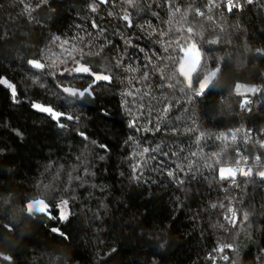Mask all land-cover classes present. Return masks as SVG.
Segmentation results:
<instances>
[{
	"label": "trees",
	"instance_id": "1",
	"mask_svg": "<svg viewBox=\"0 0 264 264\" xmlns=\"http://www.w3.org/2000/svg\"><path fill=\"white\" fill-rule=\"evenodd\" d=\"M235 2L242 8L228 12L221 4L208 13L206 0H172L180 12L171 17L168 0H136L135 6L124 0H108L106 5L96 0H0V78H7L17 91L14 99L11 89L0 85V254L12 258L9 262L0 256V264H214L208 257L221 243L234 246L226 264H264V179L255 174L264 170V147L249 145L248 153L260 155L261 162L253 167L252 177H237L239 188L202 166L211 164V154L226 146L209 136L241 127L264 140V51L257 52L264 50V0ZM197 7L204 17L195 14ZM124 10L131 14L133 27L121 18ZM185 11V29L202 31L204 41L219 38L215 45L198 40L208 68L217 63L221 68L219 86L198 97L187 90L180 93V85L160 87L164 81L158 69L165 68L166 61L157 57L168 54L152 43L161 30L168 31L170 18L171 27H180L176 21ZM209 15L212 20L206 19ZM153 28L156 32L149 36ZM129 39L133 46H127ZM137 47L149 55V49L155 50L148 69ZM80 49L94 69L113 77L111 83L97 84L90 97L68 98L57 87L59 83L82 90L91 82L87 77L45 74L37 80L38 70L28 64L57 56L67 60ZM121 56L123 63L116 67ZM128 65L139 71L125 70ZM145 70L148 79H140ZM238 82L261 91L257 96L237 95ZM245 98L250 103L241 109ZM169 102L173 106L165 114ZM34 103L79 119L57 121ZM133 119L141 129L158 122L160 130L136 131L129 127ZM200 131L206 138L197 145ZM157 146L160 151L153 153ZM143 147L150 151L140 157ZM227 147L234 156L237 145ZM165 151L168 155H161ZM137 162L140 167L134 173ZM39 198L48 203L67 199L69 219L29 216L26 204ZM230 199L248 213L236 227L211 207Z\"/></svg>",
	"mask_w": 264,
	"mask_h": 264
},
{
	"label": "snow or ice",
	"instance_id": "2",
	"mask_svg": "<svg viewBox=\"0 0 264 264\" xmlns=\"http://www.w3.org/2000/svg\"><path fill=\"white\" fill-rule=\"evenodd\" d=\"M42 2H46V0H42ZM103 2L107 3L108 0H103ZM127 4L131 6H135L136 0H124ZM246 3L251 4L253 0H245ZM193 3H195V0H193ZM221 4H224L227 8L228 12H231L233 8L241 9L242 5L239 3H236L235 0H206L205 7L207 9L208 13H211L214 8L219 9L221 7ZM39 6V5H37ZM26 8H29L28 5H25ZM168 7L169 11L171 13V17H175L178 12H180V8L178 6L174 7L172 6V0H168ZM95 11V7L92 9ZM192 9H188V11H191ZM195 14L200 17L205 16V12L201 11L200 8L194 9ZM112 13H109L111 15ZM153 15H156L153 13ZM125 22H127L128 27H133V22L131 19V14L127 12V10H124V15L121 17ZM187 19V11L181 16V19L179 21H176V24L180 25V27H171L173 25V20L170 18L168 21V24L170 25L168 31L161 30L159 33V39L152 41V43L159 44L164 53H167L168 55L164 57H157V59H163L166 61L165 68H160L158 71L160 72V77L164 81L160 85L161 88H168V89H176L177 85H180L178 91L180 93H186V90L188 93H191L194 96H203L206 92L211 91L212 88L219 86V76L218 74L221 72V68L219 66V63H217V66L214 69H209L207 65V58L203 55L202 50L199 46L198 40L203 41L207 44L215 45L219 42V38L216 39H209L204 41L203 40V32H196L194 33L193 27L188 26L186 29L183 27V24L186 22ZM206 19L212 20L213 17L211 15L207 16ZM149 26L150 23H149ZM93 27H96L94 24ZM140 27H143V25H140ZM156 29H152L151 33H148L149 36L155 34ZM171 33V35H170ZM179 33V35H177ZM168 37L167 40L164 39V37ZM56 40H59V37L55 38ZM64 43H68V41H64ZM127 46H133L131 44V39L126 42ZM85 47H88V45H85ZM75 50V49H74ZM137 50L144 54L145 59L148 61V63L144 64V68L148 69L149 65L152 64L153 56H156V52L154 49H149V52L152 53V55H149L148 52H145V49L142 47H137ZM171 50V51H170ZM81 55L79 59H77L75 56L71 55V52L69 53V57L72 60L71 66H65L63 68L58 67L56 61L59 60L60 64L67 65V60L61 59L59 56L56 57L55 60L49 58V62L45 63L42 62L40 59H33L29 60L28 64L31 66V68L38 70V75L36 77L37 80H39L40 76H43L45 74L50 75L51 77H56L57 75H60L64 79H70V78H82L87 77L90 79V83L85 87L84 89H77L75 87L71 86H64L63 84H57V87L60 88V90L67 94L69 97H73L76 99H83L86 95L92 96L94 94V88L97 84L101 82L111 83L112 82V74L111 73H105L104 71L96 70L92 66V61L86 60L83 49L79 50ZM264 50L257 49V52H261ZM96 55H99V53H96ZM124 57L121 56L120 59L115 61L116 67H120L123 63ZM203 61V63H202ZM50 69H54V71H47ZM127 71L129 72H136L139 71L138 67H132L131 65H128L126 67ZM149 76V73L147 70H145L140 77V79L147 80ZM179 77V79L177 78ZM171 81H175V84ZM0 85L6 86L8 89H11V94L13 98L15 99L17 91L16 86L9 82L7 78H0ZM136 91H139L137 89ZM261 89L257 88L255 86H249L242 83H236L234 86V92L237 95L246 97V94H256L257 92H260ZM147 94V93H146ZM126 95H133L132 92H127ZM172 95H175V91H173ZM250 101L245 98L242 103L240 104V108L244 109L247 104H249ZM172 103L169 102L165 105L163 111L166 114L167 111L172 107ZM33 107L38 109L40 112L47 113L49 116H51L53 119L59 121L61 117H64L67 120H78L79 117H73L72 115H68L64 112L58 111L54 109L53 107L49 106H43L38 103H34ZM143 107V105H141ZM250 110V109H249ZM129 114L131 112L129 111ZM147 124L152 125V121L148 120ZM60 127H64V125L61 123L59 125ZM129 127L135 128L136 131L143 130L144 132L148 131H159L160 126L157 122L152 126V128L144 127L141 129L140 127H137L136 120L133 119ZM175 131V130H173ZM188 131H192L191 129H188ZM242 129H235L232 130L229 133L221 132L218 135L215 136H209L208 139H214L215 141H221L226 146L221 151L213 152L211 154L213 158V162L211 164L204 163L202 166L206 168H212L215 170V172L218 174V179L220 181H228L232 185H235L237 188L240 187V184L237 183V177H245L249 178L253 176V169L251 167H247V164L249 162L250 157L243 155V153L239 150L238 141L244 145H247L249 142L250 137L245 135L243 137H239L238 133H240ZM19 134V133H17ZM79 135L83 137L84 139H87V135L85 132H80ZM206 138V134L203 131H200L198 133V136L196 137V143L197 145L200 144V142ZM131 139V138H130ZM229 143L231 145H237V147L233 148L232 151L235 153L234 156L228 155V145ZM261 147H264V143L260 144ZM101 148L106 149V145H100ZM150 148L149 147H143L141 151L138 153L140 157H143L145 154L149 153ZM151 151L153 153L160 151L159 146L156 148H152ZM133 155H137V153H133ZM161 155L167 156L168 153L162 152ZM192 156H196V153L193 152L191 154ZM103 158V157H102ZM151 159H155L154 156L150 157ZM254 162L256 165H259L261 162V156L256 155L254 158ZM195 161H192L188 168L189 171H191V168ZM140 167V162H137L133 165V172L135 173L137 169ZM181 172H184V169H180ZM169 176H173V171L169 170L167 173ZM187 174V173H185ZM259 177L264 179V170H258L256 173ZM245 183L247 181H244ZM184 180H179V184H183ZM47 188V186H45ZM227 191V189H225ZM69 201L67 199H60L59 202H56L55 200L52 203L46 202L45 199L39 198L36 200H30L26 204V212L29 216L34 214H43L47 216L50 220L54 221H67L69 219V215L71 214L70 209L68 207ZM211 207L213 209H216L219 214L222 215V218L225 222H227L228 225L231 227H236V222L238 219L242 218L243 220L248 219V213L242 212L240 209H238L235 205L231 203V199L228 201L227 204L221 202L220 204H212ZM55 213V214H54ZM4 227H10L7 225H4ZM219 227L224 230V235L229 236L231 238L228 229L225 228L224 223H220ZM52 232L59 233L61 236L64 235V233L60 232L59 228H52ZM66 238V237H65ZM225 249H233L234 246L233 243H221L219 246L214 249V251L219 253H224ZM115 251V250H114ZM2 259L5 261L11 262V257L2 255ZM209 259L214 260L215 258L211 255L208 257ZM222 259L224 261H228L229 257L228 255H223Z\"/></svg>",
	"mask_w": 264,
	"mask_h": 264
},
{
	"label": "built area",
	"instance_id": "3",
	"mask_svg": "<svg viewBox=\"0 0 264 264\" xmlns=\"http://www.w3.org/2000/svg\"><path fill=\"white\" fill-rule=\"evenodd\" d=\"M257 88H260V87L257 86ZM258 94H259V92H257L254 95L250 93L251 96H257ZM237 129H242V131L240 133H238V136L239 137H243L245 135H247V136L250 137L249 142H248L247 145H244V144L241 143L242 144V150H241V152L243 153V155L250 157L249 162L247 164V167H251L253 169V167L254 166H257V165L254 162V159H253L254 157H252V155H250L248 153L249 145L254 144V142H256V144H258L260 146L261 143H264V140L263 141H260L259 139H257V137H254L253 134L250 133L249 130H247L245 128H241L240 127V128H237ZM238 143H240V142L238 141ZM238 177H241V176H238ZM229 251H230L229 249H225L224 253L215 252V254L213 256L215 258L214 259V264H226L228 261H224L222 259V256L223 255H228V257H229Z\"/></svg>",
	"mask_w": 264,
	"mask_h": 264
},
{
	"label": "rangeland",
	"instance_id": "4",
	"mask_svg": "<svg viewBox=\"0 0 264 264\" xmlns=\"http://www.w3.org/2000/svg\"><path fill=\"white\" fill-rule=\"evenodd\" d=\"M73 51V48H71V52ZM80 55H81V53H80V51H75V53L72 55V56H75L77 59H79V57H80ZM70 59V64H67V65H65V66H71V64H72V60H71V58H68L67 60H69ZM248 94H250V93H248ZM248 94H246V95H248ZM244 97V96H243Z\"/></svg>",
	"mask_w": 264,
	"mask_h": 264
},
{
	"label": "water",
	"instance_id": "5",
	"mask_svg": "<svg viewBox=\"0 0 264 264\" xmlns=\"http://www.w3.org/2000/svg\"><path fill=\"white\" fill-rule=\"evenodd\" d=\"M98 3H100V4H102V5H106L107 3H105V2H103V0H96ZM78 89V88H77ZM65 94V93H64ZM66 96H67V94H65ZM87 96V95H86ZM68 98H72V99H75V98H73V97H69V96H67ZM45 114H47V113H45Z\"/></svg>",
	"mask_w": 264,
	"mask_h": 264
}]
</instances>
